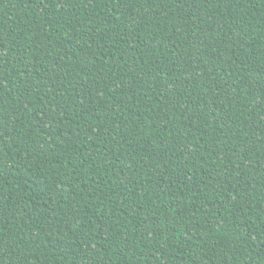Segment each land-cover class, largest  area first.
<instances>
[{
  "label": "trees",
  "instance_id": "trees-1",
  "mask_svg": "<svg viewBox=\"0 0 264 264\" xmlns=\"http://www.w3.org/2000/svg\"><path fill=\"white\" fill-rule=\"evenodd\" d=\"M0 264H264V0H0Z\"/></svg>",
  "mask_w": 264,
  "mask_h": 264
}]
</instances>
